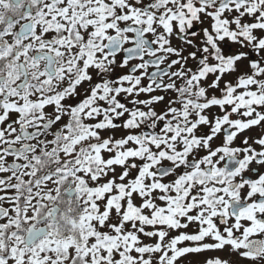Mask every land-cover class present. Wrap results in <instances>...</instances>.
Masks as SVG:
<instances>
[{
    "label": "snow or ice",
    "instance_id": "6c2138e0",
    "mask_svg": "<svg viewBox=\"0 0 264 264\" xmlns=\"http://www.w3.org/2000/svg\"><path fill=\"white\" fill-rule=\"evenodd\" d=\"M0 264H264V0H0Z\"/></svg>",
    "mask_w": 264,
    "mask_h": 264
}]
</instances>
